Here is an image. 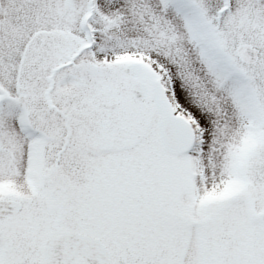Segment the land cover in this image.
<instances>
[{"label":"snow or ice","instance_id":"6c2138e0","mask_svg":"<svg viewBox=\"0 0 264 264\" xmlns=\"http://www.w3.org/2000/svg\"><path fill=\"white\" fill-rule=\"evenodd\" d=\"M0 264H264V0H0Z\"/></svg>","mask_w":264,"mask_h":264}]
</instances>
